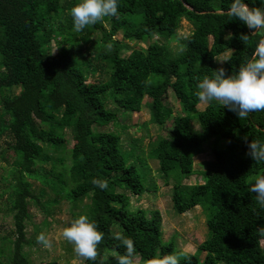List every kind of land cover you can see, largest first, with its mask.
<instances>
[{
  "label": "trees",
  "instance_id": "obj_1",
  "mask_svg": "<svg viewBox=\"0 0 264 264\" xmlns=\"http://www.w3.org/2000/svg\"><path fill=\"white\" fill-rule=\"evenodd\" d=\"M79 2L0 0V139H10L9 149L16 159L8 197L14 232L1 239L0 264H34L25 251L33 244L27 239L26 220L30 201L41 205L29 178L56 195L65 193L74 219L88 209L87 216L104 237L95 264H117L125 251L119 236L133 239L135 256L143 261L155 263L174 251L170 241L162 242L160 213L137 210L130 214L129 197L116 191L122 186L137 196L144 187L131 163L135 150L124 155L120 135L92 130L117 120V114L101 100L108 92L120 110L139 113L147 107L150 124L164 126L172 121L168 137L154 142L148 155L158 162L165 186L172 173L193 176L194 158L203 153L204 143L211 142L213 158L204 163L202 183H178L172 188L175 213L183 215L203 203L208 214L207 238L195 254H184L180 264H264V209L255 193L246 189L251 175L264 176V162L247 155L248 143L264 142V111L239 117L220 102L196 110L201 103L198 82L214 77L220 67L226 75H234L252 57L264 30L252 34L242 22L229 17L232 0H119L118 18L106 17L77 32L70 9ZM245 3L260 6L259 0ZM182 20L192 31L178 39L176 55L166 45L152 43L123 57L128 47L114 39L118 34L135 43L153 36L177 39ZM96 32L100 33L98 44L90 39ZM243 35L248 39L243 40ZM53 47L58 49L54 53ZM228 52L218 65L216 59ZM93 57L110 65L107 80L85 77L79 64L90 66ZM151 75L163 79L151 83ZM13 89L18 94H6ZM169 90L183 115L173 117L172 108L164 104ZM145 98L150 101L144 102ZM194 119L200 131L192 128ZM66 130L71 133V164L60 171L63 158L53 155L66 149ZM93 178L107 180L108 188H97ZM85 201L89 203L84 205ZM107 251L112 255L105 257ZM198 252L205 253L202 262ZM83 264L93 262L83 259Z\"/></svg>",
  "mask_w": 264,
  "mask_h": 264
},
{
  "label": "rangeland",
  "instance_id": "obj_2",
  "mask_svg": "<svg viewBox=\"0 0 264 264\" xmlns=\"http://www.w3.org/2000/svg\"><path fill=\"white\" fill-rule=\"evenodd\" d=\"M192 31L191 25L182 20L181 25L177 31V39L164 40L158 36H153L150 40L146 39L143 43L129 42L122 39L121 34H118L114 39L123 43L128 49L122 53L123 57L127 56L133 49H145L149 44L157 43L166 45L173 55L178 53V39L187 37ZM95 44L99 43L100 33H95L90 38ZM83 45L82 43H80ZM84 46V45H83ZM54 48V47H53ZM58 49L54 48L53 53ZM83 56L87 57L85 51ZM230 52L219 56L216 59L218 65H222L229 56ZM90 66L89 64H82L81 67L87 80L91 81H105L108 79L111 68L105 61L95 60ZM162 80L161 75H151L150 82L155 80ZM18 89H13L10 95L18 94ZM106 109L117 114V120L111 124L99 129L93 126V132L100 130L106 133H114L120 135L122 138L123 153L129 155V151L135 150V156L132 155L131 163L137 169L141 183L144 187V192L141 195H132L126 191L122 186H118L116 191L125 194L129 197V206L127 212L132 214L137 210H143L146 213L150 211H158L162 218L161 232L164 244L169 241L174 246L175 254L179 260L183 259L184 254L193 255L197 252L198 246L207 238V229L205 220L208 216L205 204L195 207L189 212L178 215L172 207L171 197L172 188L175 184L182 183L185 185H194L202 183V172L204 171V163L212 160L211 142H206L202 145L203 153L194 158V172L195 174L189 178H183L177 172L170 175L169 185L165 186L160 173L158 172V162L149 158V151L151 146L160 138H167L168 132L172 127V121L169 120L164 126H158L149 123V109L143 106L139 113H132L129 111L120 110L113 102L110 92L106 93L101 98ZM150 101L147 98L144 102ZM164 104L171 107L173 110V117L183 115L181 109L176 102L172 92L169 90ZM207 103L201 101L196 107L198 112L204 110ZM1 113V107H0ZM191 126L195 131H200L197 119L191 122ZM67 146L61 153L54 154V158H63L62 166L58 167L60 171H66L71 164L69 149L72 147L71 133L66 130L64 133ZM11 141L8 137L0 139V244L1 239L10 237L14 232V223L12 219V212L8 210L10 184H13L10 176V170L14 168L15 157L13 152L9 149ZM226 141L222 140L220 145L224 148ZM127 151V152H126ZM49 170L50 166L47 165ZM260 177V173L251 175L247 179L246 189L249 191V186ZM31 189L38 197L40 205L34 201H30L29 217L26 220V235L29 242L33 243L29 247H25L30 260L34 264H83V258L76 255L73 246L69 244L63 237V229L70 226V222L74 219L71 203L65 197V193L56 195L55 192L34 178H29ZM84 202V205L88 204ZM88 209L82 211L81 215H85ZM88 214V213H87ZM86 214V215H87ZM43 232L50 241V246L44 247L37 243L36 237ZM264 248V241L261 242ZM112 255L106 252L105 257ZM199 262H202L205 253L198 252L196 255ZM133 264H155L149 261H143L138 256L133 258Z\"/></svg>",
  "mask_w": 264,
  "mask_h": 264
},
{
  "label": "clouds",
  "instance_id": "obj_3",
  "mask_svg": "<svg viewBox=\"0 0 264 264\" xmlns=\"http://www.w3.org/2000/svg\"><path fill=\"white\" fill-rule=\"evenodd\" d=\"M253 4L256 0H251ZM259 7H249L245 0H232L227 9V15L246 25L252 34L264 30V0H259ZM75 31L84 30L89 25H95L104 18L119 17V0H80L70 9ZM243 40L248 36L243 35ZM214 77L205 76L198 82V97L206 103L220 102L224 107L236 113L239 117L257 111H264V39L255 46L252 57L239 68L234 75H226V70L220 67ZM247 155L257 163L264 162V142L252 140L247 145ZM93 185L101 190L108 188V181L93 178ZM250 193H255V200L264 209V176L257 178L250 186ZM65 240L73 246L76 255L95 264L98 247L103 240V233L98 225L87 215H80L63 229ZM264 235V232H261ZM124 253L117 258V264H133L136 247L133 239L119 236ZM38 244L48 247L50 241L41 232L37 235ZM155 264H180L175 254L164 256Z\"/></svg>",
  "mask_w": 264,
  "mask_h": 264
},
{
  "label": "water",
  "instance_id": "obj_4",
  "mask_svg": "<svg viewBox=\"0 0 264 264\" xmlns=\"http://www.w3.org/2000/svg\"><path fill=\"white\" fill-rule=\"evenodd\" d=\"M215 13H218V14H220L221 12H215ZM263 39H264V37H263Z\"/></svg>",
  "mask_w": 264,
  "mask_h": 264
}]
</instances>
